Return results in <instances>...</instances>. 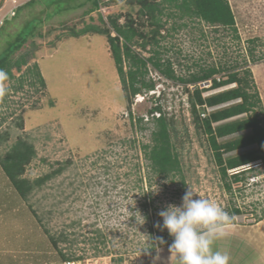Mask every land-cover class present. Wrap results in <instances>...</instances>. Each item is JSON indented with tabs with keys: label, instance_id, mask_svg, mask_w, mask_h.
I'll use <instances>...</instances> for the list:
<instances>
[{
	"label": "rangeland",
	"instance_id": "obj_1",
	"mask_svg": "<svg viewBox=\"0 0 264 264\" xmlns=\"http://www.w3.org/2000/svg\"><path fill=\"white\" fill-rule=\"evenodd\" d=\"M81 1L72 0L70 4L75 7L60 11L64 3L49 7L37 2L28 9L20 8L18 17L6 20V30L0 35V51L19 29L30 27L36 17L44 18L41 26L37 24L41 36L29 39L19 52L30 53L28 64L39 65L45 86L25 83L0 105V152L4 155L20 138L34 145L37 154L26 167L25 176L31 180L46 174L52 176L28 200L22 198L24 208L26 212L35 210L51 233H63L68 239L60 247L82 259L63 261L47 236L45 242L36 240L27 214L11 209L16 189L0 167V212L4 213L0 216V264H4L6 256L11 257V263L7 264H179L170 252V245L158 247L153 254L148 252L151 237L141 206L144 191H148L154 199V237L165 234L167 229L156 227L157 223H163L158 213L169 204L181 205L189 185L226 212L229 204L241 205L243 213L235 217L236 222L254 236H264V217L256 220L264 214V161L250 163L249 169H253L247 171L244 177L247 180L234 182L233 194L226 191L207 137L195 125L183 86L159 76L149 66L148 77L156 81L155 90L136 96L131 103L106 36L94 33L72 36L87 23L102 25L100 15L105 21L109 15H119L120 24L126 22L128 13L138 18L139 6L131 5L129 0H101L100 8L86 14L91 3L76 5ZM229 3L236 17L238 37L231 29L216 30L197 18L181 19L177 17V9L165 4L168 9L161 15L165 23L161 44L165 47L160 50L164 58L174 63L175 70L184 75L206 64L227 62L225 66H233L238 62L241 69L246 59L262 100L258 109L264 124V57L254 63L246 50L249 40L257 38L255 55L259 58L264 54V0H229ZM7 10L6 5L0 14ZM171 11L177 15H168ZM182 22H185L182 27L172 29ZM152 47L143 49L134 45L146 57L151 55ZM26 67L20 72L14 70L15 76L23 74ZM14 81L17 80H8L7 87ZM209 85V81L199 84ZM229 87L232 85L209 89L204 95ZM160 93L161 105L173 113L176 121L172 137L181 156L185 185L178 176L162 179L154 175L149 186L148 177L153 171L148 167L143 145L151 143L153 124L148 121L147 128L140 129L130 117L133 113L146 121L151 118L148 111ZM1 100L2 97L0 103ZM58 168L61 171L54 173ZM234 172L229 170V174ZM156 188L158 191H151ZM140 215L145 218L142 224ZM98 230L107 237L105 244L95 239ZM237 232L225 230L226 235L215 241L214 249L224 252L227 241L240 243V231ZM255 238L256 243L262 240ZM237 243L235 248L243 253L238 257V253H231L229 264L240 258L248 263L254 255L257 257ZM18 247L23 249L16 254L18 258L15 253L1 251L12 248L14 252ZM119 256L123 258L120 261Z\"/></svg>",
	"mask_w": 264,
	"mask_h": 264
},
{
	"label": "trees",
	"instance_id": "obj_2",
	"mask_svg": "<svg viewBox=\"0 0 264 264\" xmlns=\"http://www.w3.org/2000/svg\"><path fill=\"white\" fill-rule=\"evenodd\" d=\"M71 1L30 0L20 8L25 9L27 7L28 9L37 2L47 3L49 7L54 3L59 5L64 3V6L58 9L60 11L75 7L70 4ZM65 2L67 3L65 4ZM85 2L91 3V7L85 11L86 14L101 6V0H83L76 5H83ZM129 3L139 6L138 18L132 13H128L126 14V22L120 24L119 15H109L108 21H105L104 17L100 15L102 25L87 23L83 28L74 31L72 36L77 37L88 33L106 36L117 72L131 103L136 96L143 95L146 91L155 90L156 81L152 77H148L149 66H152L159 76L182 85L188 96L190 112L193 115L195 125L207 137L213 161L222 178L223 188L233 194L234 182L242 183V181L247 180L244 178L247 171L253 169V167L250 169L249 167L248 169L240 168L258 160L264 161V124L258 109L261 108L262 100L255 86L253 72L250 67H246L247 60L245 59V65L241 69H239L240 64L238 62L233 66H225L224 64L227 63L225 62L199 65L197 71L191 70L184 75L175 70L174 63L170 59L164 58L160 50V48L165 47L161 44L162 39L165 38V34L161 32L165 26L161 15L164 14V10L168 9L165 4H168L170 8L177 9L179 11L177 17L181 19L185 17L197 18L216 30L220 28L231 29L238 37L236 17L229 0H129ZM18 13L19 11L13 18L18 17ZM168 15L176 16L177 14L171 11ZM43 19L36 17L35 23L31 24L30 27L19 29L14 37L7 39L5 47L0 51V70L7 73L8 80H17L10 87H7V94L2 97L0 105L8 99L11 92L16 93L21 90L25 83L45 86V79L39 65L37 63L28 64L30 53L19 52L29 39L36 38L38 35L41 36L37 24L41 26ZM7 22L1 27L0 35L4 34ZM184 24L185 22L174 25L172 29L175 31ZM147 28L149 29L147 30ZM135 39L141 40L135 41ZM257 41V38L249 40V47L246 48L248 57L254 63L264 57V54L259 58L255 55L257 48L255 43ZM134 45H139L143 49H147L149 45L153 46L150 48L151 55L143 56L135 50ZM26 65L25 72L16 77L14 70L20 72L22 67ZM126 65H128L127 69H125ZM207 81L211 82L209 87L199 86L201 82ZM191 85L194 87L192 88ZM230 85L232 87L204 95V92L209 89H218ZM155 100V105L148 111L151 118H148L147 121L142 116L134 117L133 113H130L133 123L138 124L140 129H146L148 121L153 124L151 143L143 145L148 167L153 171V175L148 177L149 186L153 184L154 175L162 179H174L178 176L181 183L185 185L181 156L172 137V131H175V118L173 113L164 110L161 105V93ZM207 107H214V109L208 111ZM155 112L159 113V116H155ZM203 113L205 116L202 115ZM19 125L22 126L23 124L19 123ZM242 149L243 151H239ZM235 151L239 152L234 153ZM36 154L34 145L23 138L18 139L4 155L0 152V165L4 173L25 201L36 188L52 176V174H46L34 180L25 176L26 167L36 157ZM231 169L235 170L233 174H229ZM60 171L61 168H58L54 173ZM144 197L145 201L142 203L141 210L144 211L143 215L146 217L149 236L151 237V245L147 249L153 254L158 247L171 245L173 237L168 232L154 237V199L151 198L152 196L148 191H144ZM241 207L235 203L229 204L227 213L231 217V222L228 224L236 223L235 217L243 213ZM31 211L29 210L34 220L40 224V230L47 236L50 245L55 248L63 261L72 262L82 259V256L69 254L61 248L60 243L67 241L68 238L61 232V234L51 233L37 212L32 209ZM263 217L264 214L257 216L256 220H261ZM106 238L103 232L98 230L95 239L105 244ZM119 257V261L123 259L122 256Z\"/></svg>",
	"mask_w": 264,
	"mask_h": 264
},
{
	"label": "clouds",
	"instance_id": "obj_3",
	"mask_svg": "<svg viewBox=\"0 0 264 264\" xmlns=\"http://www.w3.org/2000/svg\"><path fill=\"white\" fill-rule=\"evenodd\" d=\"M7 80V73L0 70V97L7 94ZM194 196L199 198L194 199ZM158 215L163 223H157L156 227L167 229L173 237L169 249L179 264H229V255L215 250L214 243L226 235L224 226L231 222V217L222 207L201 197L191 185L181 205L169 204ZM140 216L143 218L142 224L145 218Z\"/></svg>",
	"mask_w": 264,
	"mask_h": 264
},
{
	"label": "crops",
	"instance_id": "obj_4",
	"mask_svg": "<svg viewBox=\"0 0 264 264\" xmlns=\"http://www.w3.org/2000/svg\"><path fill=\"white\" fill-rule=\"evenodd\" d=\"M0 167H1V165H0ZM1 169H2V167H1ZM14 198H15L14 199L15 200V204L12 205V207H11L12 211H14V212L18 211L19 212L20 210H22L21 212L23 214L26 213L27 214L26 217L29 218L28 222L31 225H33L32 231L34 232L36 240H41L42 242H45L44 240L46 238V235L42 232V230H40V227H39L38 223L36 222V220H34L32 214L29 211L26 212V210L24 208V200L22 199V197H20L19 194H17L16 190H15ZM6 210H7V207L5 208V211ZM3 215H4V213L0 212V216L2 217ZM229 228L234 229V230L236 229V231H238L237 233H239V231H240V235L238 236V239H240V243H237L235 241H233V242L227 241L224 244V242H223L224 245L223 244L222 245H223V248L225 249L224 253H227L228 255H231V253L233 255H236L238 253L236 255V257H238L239 255H242L243 252L241 250L235 248L237 246L236 245V243H237V244H240L242 248H245L248 252H251V253H254V254L257 255L256 258H255V255H254L253 260H250L248 263L243 261V260H241V258H240V260H238V261L237 260H235L233 262L231 261L232 263H230V264H264V236L262 234L255 235L259 239L262 238V240L260 239L261 240L260 243H256V238L253 235L254 233L253 232H249V229H244V227L242 225L238 224V221L236 223H234V224H227V225L224 226V230H227ZM39 231L41 233L37 235L36 232H39ZM242 242H245V243H242ZM8 243H9V240H8ZM9 246H10V244H9ZM13 250L14 249L11 248V250L8 249V250H1V251L5 252L7 254H14L15 253L16 258H18V255H16V254H21L23 252V249L21 247H18L17 249H15L16 251H14V252H13ZM244 253H247V252H244ZM10 258L11 257L6 256L4 258V260H3V263L4 264L11 263ZM16 258H14V260Z\"/></svg>",
	"mask_w": 264,
	"mask_h": 264
},
{
	"label": "built area",
	"instance_id": "obj_5",
	"mask_svg": "<svg viewBox=\"0 0 264 264\" xmlns=\"http://www.w3.org/2000/svg\"><path fill=\"white\" fill-rule=\"evenodd\" d=\"M29 1L30 0H2V2H0L1 3L0 4V12L2 9L5 8L6 5L8 6V10L6 12H3V14H0V28L5 24L6 20H8L9 18H12L16 15L18 9L21 6H23L24 4H26ZM210 85H211V82H210ZM191 87L193 88L194 86L191 85ZM212 109H214V107H207L208 111H210ZM202 115L205 116V113H203ZM255 162H257L259 164V163H262V160H258ZM246 167H250L249 164H247V166H242L240 169H243ZM68 263H71V262H68Z\"/></svg>",
	"mask_w": 264,
	"mask_h": 264
},
{
	"label": "bare ground",
	"instance_id": "obj_6",
	"mask_svg": "<svg viewBox=\"0 0 264 264\" xmlns=\"http://www.w3.org/2000/svg\"><path fill=\"white\" fill-rule=\"evenodd\" d=\"M260 73V72H259ZM260 75V74H259Z\"/></svg>",
	"mask_w": 264,
	"mask_h": 264
}]
</instances>
